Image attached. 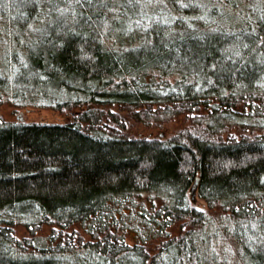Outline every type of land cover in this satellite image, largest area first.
<instances>
[{"label": "trees", "instance_id": "1", "mask_svg": "<svg viewBox=\"0 0 264 264\" xmlns=\"http://www.w3.org/2000/svg\"><path fill=\"white\" fill-rule=\"evenodd\" d=\"M128 1L0 4L10 39L29 36L13 80L0 74V102L73 111L0 117V264H264V13L236 24L215 5L156 0L140 28ZM122 111L190 124L130 136ZM234 128L257 134L223 137ZM196 181L208 210L190 201ZM18 224L31 236L15 237Z\"/></svg>", "mask_w": 264, "mask_h": 264}, {"label": "rangeland", "instance_id": "2", "mask_svg": "<svg viewBox=\"0 0 264 264\" xmlns=\"http://www.w3.org/2000/svg\"><path fill=\"white\" fill-rule=\"evenodd\" d=\"M73 1V0H70ZM133 1V2H132ZM181 1V0H180ZM192 1V0H190ZM199 4H203L204 8L209 9L210 5H215L217 8V11L220 14H224V16L221 18L222 20H225L230 18L231 22L238 24L244 17L247 15V17L252 18L254 15H262L261 12L264 13V0H246L243 1V3H240L239 5L236 6L234 9L231 8V5H224L221 4L218 0H198ZM1 2H5V0H0ZM129 2V3H128ZM128 2H123L122 3V10L124 9L125 5H135L138 2L142 5V12H139L137 9L136 5L135 7L129 12L131 13L130 18L127 20V23L131 26H139L141 27H146L149 26L147 18L149 15L153 17V13H156L155 10L158 9L156 8L158 2L156 0H130ZM195 2V1H194ZM181 5L183 1L180 2ZM198 3V2H195ZM131 8V7H130ZM197 8V6H195ZM128 9H126L127 11ZM125 11V10H124ZM223 12V13H222ZM1 16V15H0ZM113 19V18H112ZM154 19V17H153ZM5 17H0V74L3 76H7L13 80L14 75L18 71V68L20 67L19 59L20 55H16V60L18 62H12L14 60L12 58L13 51L20 52L18 51L22 47H17L16 46L22 41V42H27L29 39H27L29 36H23L25 31H27V28L18 31L21 35L22 40H20V37L10 39V32L9 29H4L3 24L5 23ZM3 27V28H2ZM34 25H30L28 28L30 31H34L35 29ZM6 32V33H5ZM20 46V44L18 45ZM15 49V50H14ZM22 57V56H21ZM22 59V58H21ZM20 59V60H21ZM22 65V64H21ZM22 80V79H21ZM20 90H22V85H18ZM12 88L10 92L16 91L14 87L10 86ZM17 89V88H16ZM73 113V111H68V113L65 111H59V110H54L49 107H38L37 105L33 103H26L25 105L22 104V100H18L16 103H13L12 101H7L6 99L0 102V117L3 118L4 120L11 121V120H26V121H64L66 120L70 113ZM123 114L127 116L126 118V131L130 134V136H136V135H157L163 138H168L178 130L185 128L186 126L190 124V121L185 117V115H181L179 117H176L172 121L169 122H164L159 125H156V123L149 124L146 122H140L135 120L127 111H122ZM256 132L252 131H243L237 128L231 129L230 131L226 132L223 134L224 138L228 137H239L241 135H256ZM189 198L192 204H194L196 207H199L204 210H208V204L207 202L199 196V194L194 195L189 193ZM182 228V224L178 222L177 224H174L170 228L167 229L169 232L170 237L171 236H176L180 233ZM51 226H45L43 227L40 232L38 233L39 235L46 237L51 233ZM78 231L81 235L84 237V239H90V235L85 232L83 227L80 225H75L68 231L70 233H73V231ZM13 233L15 237H17L19 240H24L26 237H30L29 231L25 228L24 225L18 224L13 227ZM135 235V234H134ZM136 237L128 235V242L133 243L135 242ZM160 243V238L156 239H150L149 240V245L153 250L155 251V248Z\"/></svg>", "mask_w": 264, "mask_h": 264}, {"label": "water", "instance_id": "3", "mask_svg": "<svg viewBox=\"0 0 264 264\" xmlns=\"http://www.w3.org/2000/svg\"><path fill=\"white\" fill-rule=\"evenodd\" d=\"M197 181H198V179H197ZM197 181H196V183L192 186L191 191H190L191 194L194 195V197H195V194H196Z\"/></svg>", "mask_w": 264, "mask_h": 264}]
</instances>
